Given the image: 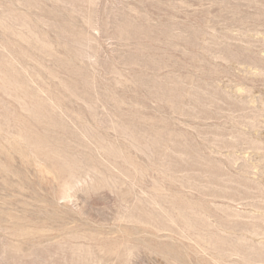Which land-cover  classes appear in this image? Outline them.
Returning <instances> with one entry per match:
<instances>
[{
    "label": "rangeland",
    "instance_id": "1",
    "mask_svg": "<svg viewBox=\"0 0 264 264\" xmlns=\"http://www.w3.org/2000/svg\"><path fill=\"white\" fill-rule=\"evenodd\" d=\"M0 264H264V0H0Z\"/></svg>",
    "mask_w": 264,
    "mask_h": 264
}]
</instances>
